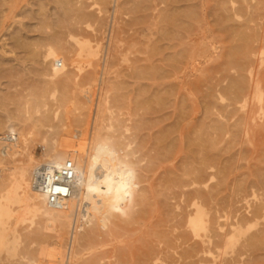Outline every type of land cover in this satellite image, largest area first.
Instances as JSON below:
<instances>
[{"label":"rangeland","instance_id":"1","mask_svg":"<svg viewBox=\"0 0 264 264\" xmlns=\"http://www.w3.org/2000/svg\"><path fill=\"white\" fill-rule=\"evenodd\" d=\"M241 34L238 68L229 51ZM76 39L100 56L90 61ZM50 46L65 49L61 67L43 58ZM95 68L103 80L88 100L77 83ZM55 83L69 95L58 127ZM96 115L101 198L69 264H264V0H0V149L18 146L13 163L29 154L50 163L42 152L57 129L59 146L75 143L83 158ZM199 211L209 223L195 230ZM14 215L24 216L12 220L14 262L50 264L44 219ZM69 238L68 229L59 264Z\"/></svg>","mask_w":264,"mask_h":264},{"label":"bare ground","instance_id":"2","mask_svg":"<svg viewBox=\"0 0 264 264\" xmlns=\"http://www.w3.org/2000/svg\"><path fill=\"white\" fill-rule=\"evenodd\" d=\"M191 14H186V16L190 17L189 15ZM173 17L174 16H168V19L172 20ZM172 24L173 23L171 22V25ZM241 39L244 43L238 46L234 44L233 47L231 46V49L229 51V57H231V59H229L231 60L232 64L238 68L242 67L238 58L241 55L243 56L245 54H248V49H245V47H247V41H249L247 40L248 37L245 34H241ZM76 40L80 46V52L86 53L90 61H93L100 56V48L98 46H94L91 40ZM63 49L64 48L60 46H50L44 51L43 58L45 60H52L54 67H58L59 64L63 65L64 60L68 59L63 55ZM60 61L61 63L57 65V63ZM72 63L75 64L76 60H73ZM98 70L97 68H95L92 74L89 73V75L85 76V78L81 79L77 83V85L79 86L78 89L81 90L83 95L88 98V100L90 98V87H92V85H94L97 81L100 82V85L102 83L103 73H101L102 71L97 72ZM51 71L52 72L50 74L53 77L59 74L56 69H53ZM70 73L71 74H68V76L62 79V82L75 75L74 71L72 70ZM96 73H99V79L98 76L96 77ZM244 83L245 79L243 77H239L231 81L230 89L235 97H241L242 87ZM66 91V83H62L61 85L59 83H55L52 86L51 95L55 98L54 100L57 101V103L55 101L56 104L54 103L56 105V109L53 112L54 118L56 120L58 119L55 127H58L59 123L61 122V118L59 117L62 103L69 97V95H67L68 92ZM89 118L90 117H88V119ZM96 118L97 115L95 119L94 116L90 118V133L88 136L87 145H81L82 147H85L87 151L83 158H81V155L78 152L75 143L62 145V147L59 146L58 140L55 137L59 132L57 129L53 133L51 146L49 148H46L42 152V156L50 163H45V161L41 162V160L35 158L33 154H29L27 158L19 159L17 163H13L14 156L19 154L20 152L18 146L4 145L1 147L0 192L6 190V193L0 194V263L4 259L3 253H7V259L10 261V264H24L22 263V261H20L19 263H15L13 260L16 256L20 255L18 252V245L20 244L21 234L18 233L16 225H19L22 217L15 216L14 212L21 211L37 215L38 220L35 219L33 221V225L38 224L37 227H39V219H44V224H42V227L47 232L45 231L46 233H43L47 237H50L51 244L55 250V256L51 259L50 264H59L63 262L61 261L64 257V253L62 250V234H64L68 229L70 231V238L68 242L67 253H65V263H70L73 252L75 255H79L82 252L84 239L86 236L84 225L87 220V214L92 210L94 203H100L101 198L97 195L101 190L98 185H96V183L99 180L98 173L101 171V167L103 166L100 165V163L97 161L99 157L95 154V152H93V150H96L97 145L99 144L97 135L93 131ZM85 125H88L87 120L85 122ZM77 132L78 136L82 135L81 130L77 129ZM108 150H110V148H108ZM108 150L105 149L106 155H111L109 153H112L113 151L109 152ZM113 150L116 151L115 149ZM66 162H70L75 166H77L78 163H82L81 169H74L76 172V177L74 180L73 193L70 197L48 198L45 194L37 191L32 187V175L39 166L47 164L52 169H55L59 168ZM11 163H13V166L10 165ZM2 187L3 190L1 189ZM118 192L119 191L114 192L115 198L118 197ZM120 192L122 193V191ZM109 213L113 217L117 215V213L113 210ZM66 214L69 219H71V226H69L68 222L65 219ZM13 219L16 220L15 226L12 225ZM77 222L79 224H77ZM208 223L209 220L204 217V214L201 211H199L197 217L195 218L194 229L199 230L208 225ZM76 225L78 226V233H76ZM37 232H39V230ZM18 260H20V258Z\"/></svg>","mask_w":264,"mask_h":264},{"label":"built area","instance_id":"3","mask_svg":"<svg viewBox=\"0 0 264 264\" xmlns=\"http://www.w3.org/2000/svg\"><path fill=\"white\" fill-rule=\"evenodd\" d=\"M4 140L13 142L16 139L13 135H6ZM75 177L76 172L70 162L55 169L44 164L33 172L32 187L48 198H67L73 193Z\"/></svg>","mask_w":264,"mask_h":264}]
</instances>
